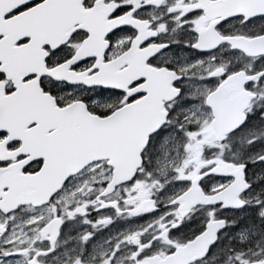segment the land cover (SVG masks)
<instances>
[{"label":"snow or ice","instance_id":"6c2138e0","mask_svg":"<svg viewBox=\"0 0 264 264\" xmlns=\"http://www.w3.org/2000/svg\"><path fill=\"white\" fill-rule=\"evenodd\" d=\"M0 264H264V0H0Z\"/></svg>","mask_w":264,"mask_h":264}]
</instances>
